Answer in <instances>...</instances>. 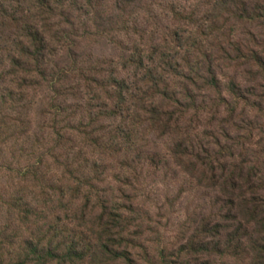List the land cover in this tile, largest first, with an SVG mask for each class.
I'll return each instance as SVG.
<instances>
[{
    "label": "rangeland",
    "instance_id": "obj_1",
    "mask_svg": "<svg viewBox=\"0 0 264 264\" xmlns=\"http://www.w3.org/2000/svg\"><path fill=\"white\" fill-rule=\"evenodd\" d=\"M223 2L66 1L44 13L28 0H0V264H257L252 251L247 259L182 248L188 222L218 217L223 206L185 150L213 141L193 137L211 114L189 107L181 117L167 107L170 92L181 91L176 75L210 80L205 60L218 47H248L247 81L221 80L219 96L200 92L208 108L222 97L239 110L237 128L264 130V118L246 107L264 85V0L255 23L235 21V5ZM39 25L53 61L41 75L16 59L23 29ZM230 64H217L225 79ZM155 66L166 86L158 92L143 86ZM254 134L252 144L264 145V134ZM241 144L235 155L257 168L264 188V152Z\"/></svg>",
    "mask_w": 264,
    "mask_h": 264
},
{
    "label": "trees",
    "instance_id": "obj_2",
    "mask_svg": "<svg viewBox=\"0 0 264 264\" xmlns=\"http://www.w3.org/2000/svg\"><path fill=\"white\" fill-rule=\"evenodd\" d=\"M66 1H73L76 3L84 2L85 5H90L93 0H28L30 5L35 6L40 9V12L46 13V11H51L52 8L59 7L62 3ZM254 0H251L249 4H243V0H224V5L228 3L234 4V11L231 12L232 18L235 21L241 23H251L252 21L257 22L262 5L259 0L254 5H252ZM30 9L27 8V12ZM93 24V22H92ZM25 25H35V24H25ZM31 29H23L24 39L21 41L20 48L16 49V59L20 64H25L29 66L30 64L35 67L34 71H37L39 75L46 73L49 69L51 60L46 57V52L48 45L45 42L44 34L45 26H28ZM54 27V25L52 26ZM228 42L223 47H218V56L213 57L209 55L205 62L208 64L209 77L210 80H206L199 74L191 71L189 76H179L176 75V79H180L182 82L179 83L180 86L177 88L181 91H172L171 101H168V108L173 107L176 109L178 116H183L186 112L191 109L195 113L198 111L204 113H210L211 118L206 121L203 127L200 125L195 128L196 135L194 133L193 137L200 138L201 136L210 137L213 139L212 142L207 144L198 142L196 146V153L192 145L187 151L188 160L193 159L194 162L199 164L204 170L203 174L208 175L207 180L212 183V186L216 187L213 193L216 195L215 200L222 203L223 208L220 209L222 214L218 217L215 215H207L201 217L198 220L189 221L188 226L185 230L191 231L188 235L187 240H185L186 245L182 248L189 249L192 253L205 254L207 255H245L249 257V254L245 252H254L258 259L255 258L257 264H264V188L261 185V178L259 179V173L254 165L248 169L245 160L239 162V158L235 155V148L239 147L242 150V142L248 147H252L258 144V150L264 152V145L260 142L252 144L253 138L258 135L254 134L255 131L259 135L264 134V130L260 124H244L245 129L237 128L236 115L238 113L237 109L232 108L231 103H228L221 97L222 105L213 106L208 108L206 101H211V98L207 95H202L201 90L207 91V89H212L213 94L219 96L222 94L223 88L221 87V80L223 82L233 83L235 81H247V77L251 74V71L245 69L247 64V55L252 52L249 48L241 45L237 47L238 44ZM72 48V47H71ZM139 60V58H138ZM44 61L46 64H44ZM220 61H229L231 64L226 70L231 73V76H227L225 79V74L222 70L218 69L217 65ZM46 66V68H42ZM244 67V68H243ZM41 68V69H40ZM149 68L145 70L144 75L149 77L147 84H143L146 89L147 85H153L156 92L161 89H165V84L156 81L155 75L157 76L156 69ZM240 72V69H242ZM215 69H218L215 71ZM33 71V72H34ZM25 75L26 72L23 70ZM155 73V74H154ZM143 79L141 78L140 81ZM262 81L264 82V75H262ZM262 90L258 94L251 96L252 100L248 98L241 97L243 104L246 102L251 104L246 107H250V112L253 113V119L260 121L264 118V85L258 84ZM138 90V88H134ZM162 91V90H161ZM160 93V92H159ZM158 93V94H159ZM226 95L235 96L239 99V95L230 92L229 89L226 90ZM164 94V92L162 93ZM131 95H133L131 93ZM180 98V102L176 97ZM186 98L189 102L186 104L181 102V99ZM201 99V103L204 105L203 108L197 106V98ZM152 99V98H151ZM142 101V99H139ZM246 103V104H247ZM152 104V103H151ZM206 106V108H204ZM221 109L223 112L222 119H217V111ZM220 111V110H219ZM90 114V113H89ZM86 114L85 117L92 118ZM160 118V117H159ZM162 122L165 120L163 117ZM215 122V124H213ZM212 126V128L207 127ZM244 133V141L237 140L235 134L237 133V138L242 137ZM235 141V142H234ZM191 151V152H190ZM93 154V153H92ZM240 157V156H239ZM236 161V162H235ZM238 161V164H236ZM216 163L219 165L214 166ZM244 174H240V171H244ZM258 194L256 197L253 195ZM219 211V212H220ZM115 221L119 216H113ZM133 226L132 223H129ZM117 226V225H115ZM119 237V234H117ZM214 241V242H213ZM188 247V248H187Z\"/></svg>",
    "mask_w": 264,
    "mask_h": 264
}]
</instances>
